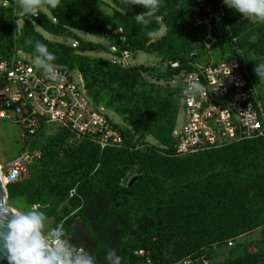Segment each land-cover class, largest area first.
Masks as SVG:
<instances>
[{"label": "trees", "instance_id": "16d2710c", "mask_svg": "<svg viewBox=\"0 0 264 264\" xmlns=\"http://www.w3.org/2000/svg\"><path fill=\"white\" fill-rule=\"evenodd\" d=\"M0 1L10 4L0 7L3 22L0 61L11 56L10 50L15 44L33 58L80 72L88 95L95 97V85L102 84V88L111 90L110 83L124 68L78 55L76 49L48 42L34 30L31 21L52 35H70L67 28L72 26V22L65 14L67 6L64 0H44L42 6L50 10L57 22L53 23L45 14L38 18L27 17L22 21L16 40L11 31L12 20L18 21L13 7L16 0ZM111 1L117 10H114L115 23L109 27L111 36L108 39H112L114 46L133 53L156 52L170 63L178 62L181 68H189L186 66L190 60L187 54L194 33L200 32L191 27L192 10L199 7L194 4L195 1L217 11L220 3L223 4V0H189V3L184 0ZM190 3L194 5L191 11ZM223 7L228 21L236 30L251 26L253 18H264V1L258 6L249 4L237 15L233 10L228 11L224 4ZM138 16L142 19L138 20ZM158 19L165 26L166 33L152 41L159 28ZM117 28L122 29L125 43L113 34ZM254 31L250 39L240 36L237 45L244 49L241 50L243 60L261 93L264 60L254 64L248 54L252 52L264 58V27ZM229 40L232 41L231 38ZM97 47L80 41L78 49L84 53ZM168 70L178 73L181 69L173 70L168 66ZM129 71L136 83L138 71L136 68ZM131 89L137 95L139 104L130 110L128 123L134 134L151 135L158 141L159 147L135 150L131 143L134 134L129 129H121L125 148L102 151L88 141L66 148V133L63 131L51 136L41 135L34 144L41 149L40 158L29 167L26 180L6 186L8 199L17 195L16 189L22 197L30 200V206L35 207V211L43 209L41 202L46 200L49 188L46 183L39 186L33 183L43 180L47 173L57 178L56 187L61 191L75 188L82 202L78 217L82 227L96 235V247H83L76 236L68 237L63 225L62 238L72 247L83 248L91 264H143L145 258L135 255L139 250L148 253L153 264H163L166 260L180 261L195 253H205V247L218 240H225L263 223L264 138L194 155L176 156L172 148V130L179 104L175 106L145 88ZM175 93L178 99L177 89ZM61 149L64 156H59ZM30 175L35 180L27 186ZM134 176L135 180L129 185L130 178ZM79 202L76 200L75 205L79 206ZM69 223L67 221L64 225L69 226ZM126 236L142 239L144 243L126 254L122 252V239ZM152 237L153 243L148 244ZM224 240L219 242L226 244L228 240ZM174 245L179 248L190 245V250L177 256L173 253ZM261 254L262 257H259L257 253L246 251L241 258L226 264H264L263 249Z\"/></svg>", "mask_w": 264, "mask_h": 264}, {"label": "built area", "instance_id": "2783aa9c", "mask_svg": "<svg viewBox=\"0 0 264 264\" xmlns=\"http://www.w3.org/2000/svg\"><path fill=\"white\" fill-rule=\"evenodd\" d=\"M214 10L195 7L191 13V27L208 31L203 44L211 49L216 44L211 34ZM121 28L113 31L125 43ZM111 36L110 28L103 34ZM122 67L129 66L134 53L112 46ZM34 65L20 55L0 61V120L17 126L18 150L4 165L0 178L4 186L28 178L29 167L41 156L34 146L41 135L66 133L65 145L77 146L83 141L95 144L101 151L122 149L121 128L104 111L96 108L85 88L82 75L64 66L52 65L40 59ZM175 89L179 93V107L172 130L173 153L189 156L232 144L264 138V104L259 85L238 59L228 58L205 64L187 63L181 68ZM35 210V207L33 208ZM62 228H56L42 243L64 264H91L81 247H71L62 238ZM231 245V241H227ZM264 255V243L262 245ZM135 255L145 258L143 264H153L143 250ZM177 264H210L201 254H192Z\"/></svg>", "mask_w": 264, "mask_h": 264}, {"label": "rangeland", "instance_id": "374dc122", "mask_svg": "<svg viewBox=\"0 0 264 264\" xmlns=\"http://www.w3.org/2000/svg\"><path fill=\"white\" fill-rule=\"evenodd\" d=\"M31 5L39 6L40 14H45L53 23L57 20L51 14L48 8L42 6L44 0H26ZM264 0H223L224 6L227 10H233L241 13L243 9L252 4L258 6L259 3ZM185 3H189V0H184ZM191 4V3H190ZM196 6H202V4L195 1ZM222 2L219 5L218 11L214 10L213 23L211 24L210 34L216 39V44L211 49H206L203 44L205 36L208 31H200L194 33L192 46L187 54L190 59L188 62L193 64H205L212 61H218L222 59L234 58L238 59L246 67L247 71L251 74L250 69L244 61L241 48L238 47L237 39L241 36H246L250 39L254 30L258 27H264V18L256 17L252 19L251 26H245L239 30L233 29L232 24L228 21L226 11ZM64 5L67 6L65 14L71 18L72 26L67 28L70 35L55 36L50 32L45 31L42 27L31 21L34 30L38 32L48 42L57 44H63L71 48L76 49L75 53L82 55L91 60H103L109 64H119V57L112 51V39H108L103 36L105 29L113 27L115 23L114 10H117L111 0H64ZM10 4L0 1V7H8ZM12 6V5H11ZM14 7V5H13ZM194 7L193 3L190 5L191 11ZM15 15V10H14ZM138 20L142 19V16L137 17ZM23 21V20H22ZM22 21L12 20V36L13 39H18L20 30L22 27ZM238 24L237 19L235 20ZM2 21L0 19V32L3 30ZM159 28L152 37V41H156L166 33V28L161 24V20L158 19ZM98 28V29H97ZM256 28V29H255ZM97 29V31H96ZM104 29V30H103ZM99 30V31H98ZM101 30L102 33H101ZM236 30V31H234ZM236 35L234 36L233 34ZM207 37V36H206ZM232 39L229 40V39ZM80 39V40H79ZM86 42L95 44L98 47L95 50L86 51L80 53L78 46L79 43ZM244 51V49L242 50ZM10 55H20L21 57L31 61L34 65H42L41 61L37 58L22 52L19 46L13 45L10 50ZM248 58L256 62L263 61L264 58L250 52ZM187 58V59H188ZM41 60V59H40ZM170 61L164 59L156 52H134V57L130 60L129 66L122 67L121 73L118 78L110 83V89L102 88L101 85L94 86L95 97L89 94L94 106L96 108H103L105 113L123 129L131 130L128 119L130 110L135 104H139L137 95L131 87L138 90L146 89L153 95H158L170 101L173 105L177 106L179 100L176 99L175 86L177 82L178 73H172L168 70ZM136 68L139 73L137 82H133V78L129 69ZM141 68V69H140ZM80 73V72H79ZM84 79V78H83ZM261 93L263 94L262 102L264 104V77L260 78ZM17 126L8 123L4 120H0V165H4L18 150L17 144ZM144 135V137H143ZM143 135L135 133L131 143L134 149H144L146 147H159L158 141L151 135ZM51 136V135H49ZM62 148L65 149V146ZM68 148V147H66ZM59 156H64L63 150L59 151ZM34 176L30 175L29 180L26 182L27 186L34 181ZM57 178L47 173L45 178L40 182L35 181L33 184L39 186L40 183H46L49 192L47 193L46 200L41 202L44 206L43 209L35 211L30 206V200L22 197L18 190L15 189L16 196L13 199H6V207L14 211L24 220L29 222L36 230L39 237L47 238L49 233L59 227H65L68 237L76 236L80 240V244L83 247L95 248L96 235L90 231L85 230L82 227V223L78 217V212L82 204L79 196L76 195L75 188L71 190H60L56 187ZM135 180V176L130 178L129 185ZM76 200H80L79 206L75 205ZM69 221V226H65L64 223ZM63 225V226H62ZM63 227V228H64ZM62 228V229H63ZM64 229V230H65ZM224 239L218 240L216 243H212L205 247V253H197L203 255L210 264H226L229 261L237 260L242 257L244 252L257 253L259 257H262L261 250L264 243V222L235 235L226 238L225 240L231 241V245L225 244ZM224 240V241H225ZM152 237L148 244L153 243ZM144 241L141 239H134L126 236L122 239V252L128 253L134 247L140 246ZM190 250V245L179 248L174 245L173 253L177 256ZM179 261L166 260L163 264H177ZM162 264V263H161Z\"/></svg>", "mask_w": 264, "mask_h": 264}, {"label": "water", "instance_id": "95a60500", "mask_svg": "<svg viewBox=\"0 0 264 264\" xmlns=\"http://www.w3.org/2000/svg\"><path fill=\"white\" fill-rule=\"evenodd\" d=\"M14 8L19 21L41 16L39 6L26 0H16ZM6 199V187L0 180V264H57L37 236L35 228L6 207Z\"/></svg>", "mask_w": 264, "mask_h": 264}, {"label": "bare ground", "instance_id": "6f19581e", "mask_svg": "<svg viewBox=\"0 0 264 264\" xmlns=\"http://www.w3.org/2000/svg\"><path fill=\"white\" fill-rule=\"evenodd\" d=\"M1 180V184L2 186H4V181L2 179ZM38 236V234H37ZM47 252L49 253V255L53 258V260L57 263V264H64V262L56 255L54 254L48 247H46Z\"/></svg>", "mask_w": 264, "mask_h": 264}, {"label": "crops", "instance_id": "0c3cea01", "mask_svg": "<svg viewBox=\"0 0 264 264\" xmlns=\"http://www.w3.org/2000/svg\"><path fill=\"white\" fill-rule=\"evenodd\" d=\"M72 247V246H71Z\"/></svg>", "mask_w": 264, "mask_h": 264}]
</instances>
